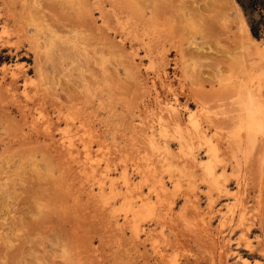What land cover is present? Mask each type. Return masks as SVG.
Here are the masks:
<instances>
[{
    "label": "rangeland",
    "instance_id": "1",
    "mask_svg": "<svg viewBox=\"0 0 264 264\" xmlns=\"http://www.w3.org/2000/svg\"><path fill=\"white\" fill-rule=\"evenodd\" d=\"M239 1L260 21L259 38H253L264 49V20L248 0ZM239 1L0 0V40L10 41H0V70L19 61L32 82L24 97L19 75L13 95L9 75L0 71V264H150L147 246H135L128 230L107 217L104 197L87 196L92 181L77 172L83 151L71 167L60 154L63 119L77 131L92 115L99 132L109 124L119 140L126 106L139 101L143 81L152 89L146 67L159 63L180 102L199 89L222 93L236 74L230 71L239 68L238 42L230 39L240 38L239 15L247 24ZM134 32L149 40L150 58L141 44L130 46ZM38 114L53 119L49 132L31 124ZM110 132L101 138L107 146Z\"/></svg>",
    "mask_w": 264,
    "mask_h": 264
},
{
    "label": "bare ground",
    "instance_id": "2",
    "mask_svg": "<svg viewBox=\"0 0 264 264\" xmlns=\"http://www.w3.org/2000/svg\"><path fill=\"white\" fill-rule=\"evenodd\" d=\"M241 16L240 34L233 30L240 38L230 35L238 42L233 47L240 59L233 56L240 65L235 59L239 68L230 71L236 74L228 76L222 93L191 90L180 102L159 63L146 67L153 72L152 89L143 81L139 101L126 106L119 140L109 124L99 132L92 115L77 131L63 119L60 154L71 167L83 151L77 172L96 188L92 185L87 196L104 197L107 217L116 229L128 230L135 246H147L150 264H264V49ZM133 34L130 46L141 44L150 58L149 40ZM158 53L162 62L165 48ZM0 71L9 75L7 91L13 95L14 81L23 76L21 93L29 97L32 82L21 62ZM156 79L169 97L160 93ZM52 120L38 114L31 124L40 122L49 132ZM108 131L109 146L101 140Z\"/></svg>",
    "mask_w": 264,
    "mask_h": 264
},
{
    "label": "trees",
    "instance_id": "3",
    "mask_svg": "<svg viewBox=\"0 0 264 264\" xmlns=\"http://www.w3.org/2000/svg\"><path fill=\"white\" fill-rule=\"evenodd\" d=\"M239 1V0H237ZM242 9L245 12V15L247 16V24L249 26V30L250 33L252 35V37L254 38H259V25H260V21H254L253 19L249 18L247 15V9L245 8V6L239 1ZM248 7L252 10V11H256L259 14L260 19L264 20V0H248Z\"/></svg>",
    "mask_w": 264,
    "mask_h": 264
}]
</instances>
